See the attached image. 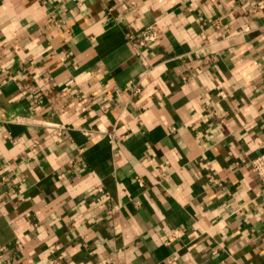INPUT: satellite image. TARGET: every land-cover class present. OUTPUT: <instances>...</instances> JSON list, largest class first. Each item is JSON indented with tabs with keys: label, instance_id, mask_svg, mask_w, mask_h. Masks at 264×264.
<instances>
[{
	"label": "crops",
	"instance_id": "obj_1",
	"mask_svg": "<svg viewBox=\"0 0 264 264\" xmlns=\"http://www.w3.org/2000/svg\"><path fill=\"white\" fill-rule=\"evenodd\" d=\"M261 153L264 0H0V264H264Z\"/></svg>",
	"mask_w": 264,
	"mask_h": 264
},
{
	"label": "built area",
	"instance_id": "obj_2",
	"mask_svg": "<svg viewBox=\"0 0 264 264\" xmlns=\"http://www.w3.org/2000/svg\"><path fill=\"white\" fill-rule=\"evenodd\" d=\"M156 39H157V34L155 30L152 27L146 28L141 32L137 46L143 47L146 45V43L155 41ZM134 54L144 63L146 62V59L143 57L139 49L136 47H134ZM251 166L255 175L258 177L264 188V153H261L256 158H254L251 161ZM137 181L141 186L143 185L142 179H138ZM176 232L179 233V231Z\"/></svg>",
	"mask_w": 264,
	"mask_h": 264
}]
</instances>
